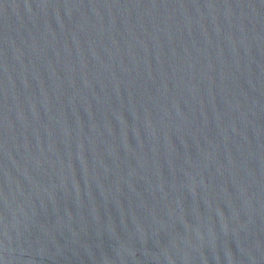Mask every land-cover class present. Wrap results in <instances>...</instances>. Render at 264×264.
I'll return each instance as SVG.
<instances>
[{
  "label": "water",
  "instance_id": "obj_1",
  "mask_svg": "<svg viewBox=\"0 0 264 264\" xmlns=\"http://www.w3.org/2000/svg\"><path fill=\"white\" fill-rule=\"evenodd\" d=\"M0 264H264V0H0Z\"/></svg>",
  "mask_w": 264,
  "mask_h": 264
}]
</instances>
